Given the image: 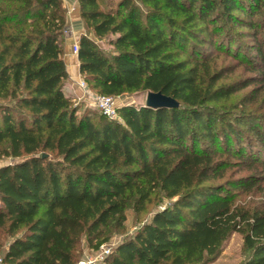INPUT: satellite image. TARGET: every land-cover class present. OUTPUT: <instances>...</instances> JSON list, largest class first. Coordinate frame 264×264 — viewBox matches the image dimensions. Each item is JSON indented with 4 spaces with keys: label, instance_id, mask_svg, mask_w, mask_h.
Segmentation results:
<instances>
[{
    "label": "trees",
    "instance_id": "obj_1",
    "mask_svg": "<svg viewBox=\"0 0 264 264\" xmlns=\"http://www.w3.org/2000/svg\"><path fill=\"white\" fill-rule=\"evenodd\" d=\"M77 2L89 89L179 105L77 103L63 1L0 0V264H76L129 210L104 264H211L235 233L264 264V0Z\"/></svg>",
    "mask_w": 264,
    "mask_h": 264
},
{
    "label": "rangeland",
    "instance_id": "obj_2",
    "mask_svg": "<svg viewBox=\"0 0 264 264\" xmlns=\"http://www.w3.org/2000/svg\"><path fill=\"white\" fill-rule=\"evenodd\" d=\"M114 1H118V0H114ZM64 7H65V3H64ZM85 33L89 34L86 28H85ZM67 34L68 33H66L65 35ZM76 42H79V40ZM100 45L103 46L105 49L110 48L109 45L104 41H102ZM73 51H74V44L72 46V52ZM227 63H231V62L227 61ZM90 91L93 95L97 94L96 92L92 90ZM239 96L240 94L236 95L235 98L233 97L231 101L227 102L226 104L233 103L235 99H237ZM145 100H146V97H144L143 95L130 94V95H125L123 97L117 98L116 104L119 107L124 104H135L139 106L143 102H145ZM76 102L83 104L85 107H90L94 110H97L94 103H92L90 99L84 96L76 98ZM8 162L9 161L0 162V166ZM152 209H153V205H151L150 210ZM145 217H146V214L139 216V215H136L132 210H129V212L127 213V221L124 224H122V226H119L116 221H113L111 225L106 229V232L109 233L111 237H110V240L104 244L105 247L109 248L110 250H113L121 241H123L125 237L131 235V233L137 228L138 222L143 221ZM96 252L97 250L92 251L88 248H85L84 254L80 259L85 258V257H92L96 254ZM247 254H248V251L244 245L242 235L239 233H235L225 243L218 259L211 264H239L245 259Z\"/></svg>",
    "mask_w": 264,
    "mask_h": 264
},
{
    "label": "crops",
    "instance_id": "obj_3",
    "mask_svg": "<svg viewBox=\"0 0 264 264\" xmlns=\"http://www.w3.org/2000/svg\"><path fill=\"white\" fill-rule=\"evenodd\" d=\"M65 8L67 12L68 34L65 37L64 60L69 76L65 92L78 98L82 96V92L78 87V82L82 80V77L79 70L78 57L72 52V46L79 40L80 35L85 33V27L80 18L77 0H70L68 3H65Z\"/></svg>",
    "mask_w": 264,
    "mask_h": 264
},
{
    "label": "built area",
    "instance_id": "obj_4",
    "mask_svg": "<svg viewBox=\"0 0 264 264\" xmlns=\"http://www.w3.org/2000/svg\"><path fill=\"white\" fill-rule=\"evenodd\" d=\"M63 3H68L70 0H62ZM74 54L78 53V42L74 43ZM78 87L82 92V96L90 99L92 103L96 106V109L102 114L106 115L111 119L118 118V105L116 104V99L110 96L92 94L89 90L88 85L85 81L80 80L78 82ZM110 249L106 248L103 244L100 249L97 250L96 254L92 257H85L80 259L76 264H104L106 257L110 254Z\"/></svg>",
    "mask_w": 264,
    "mask_h": 264
},
{
    "label": "water",
    "instance_id": "obj_5",
    "mask_svg": "<svg viewBox=\"0 0 264 264\" xmlns=\"http://www.w3.org/2000/svg\"><path fill=\"white\" fill-rule=\"evenodd\" d=\"M178 102L161 92H149L146 96L145 106L150 108H175Z\"/></svg>",
    "mask_w": 264,
    "mask_h": 264
}]
</instances>
